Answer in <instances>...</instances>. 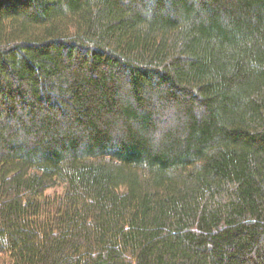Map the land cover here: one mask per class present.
<instances>
[{"label": "trees", "instance_id": "trees-1", "mask_svg": "<svg viewBox=\"0 0 264 264\" xmlns=\"http://www.w3.org/2000/svg\"><path fill=\"white\" fill-rule=\"evenodd\" d=\"M0 264H264V0H0Z\"/></svg>", "mask_w": 264, "mask_h": 264}]
</instances>
